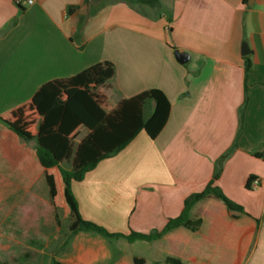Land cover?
I'll list each match as a JSON object with an SVG mask.
<instances>
[{"label": "crops", "instance_id": "0c3cea01", "mask_svg": "<svg viewBox=\"0 0 264 264\" xmlns=\"http://www.w3.org/2000/svg\"><path fill=\"white\" fill-rule=\"evenodd\" d=\"M176 50L190 59L181 63ZM101 61L115 65L98 88L108 101L158 88L171 107L155 138L141 131L72 182L82 217L111 232L160 231L229 150L215 184L243 211L208 197L190 211L201 220L194 228L135 241L80 230L66 249L27 250L25 264H264V0H0V114ZM147 105L145 117L155 102ZM87 133L80 128L75 141ZM1 143L20 161L8 162ZM33 143L0 121V165L24 176L37 168L48 191L51 173L58 190L71 160L45 168Z\"/></svg>", "mask_w": 264, "mask_h": 264}, {"label": "trees", "instance_id": "16d2710c", "mask_svg": "<svg viewBox=\"0 0 264 264\" xmlns=\"http://www.w3.org/2000/svg\"><path fill=\"white\" fill-rule=\"evenodd\" d=\"M134 1L136 0H130ZM137 1L154 3L158 0ZM114 73L113 62H98L71 77L58 78L42 84L32 98L0 114V121L15 135L25 140L37 141V158L43 167L51 168L65 160H71L72 169L62 170L64 196L73 218L69 227L70 239L78 231L86 230L109 238L124 237L129 241L153 240L176 227L194 228L200 225L201 220H193L190 211L197 202L208 197L222 200L229 212L243 211L242 206L236 204L215 184L221 172L222 162L231 152L229 150L218 159L213 179L202 191L190 194L184 200L182 212L170 218L160 231H131L128 234L111 232L104 226L82 217L72 190V182L81 181L89 170L96 167L101 160L124 149L141 131L145 130L151 138H155L165 126L170 113V101L158 88L144 90L117 104L108 101L107 96L98 91V88L109 81ZM151 101L155 102V106L150 115L145 117L147 104ZM82 127L87 129L88 133L77 143L75 137ZM1 144L8 162L13 164L20 161L22 153L7 152L5 143ZM46 179L50 196L54 200L58 194L55 177L47 173ZM141 261L144 260L134 258L136 264H141ZM53 264L64 263L54 259Z\"/></svg>", "mask_w": 264, "mask_h": 264}, {"label": "rangeland", "instance_id": "374dc122", "mask_svg": "<svg viewBox=\"0 0 264 264\" xmlns=\"http://www.w3.org/2000/svg\"><path fill=\"white\" fill-rule=\"evenodd\" d=\"M149 111L147 107L145 115ZM36 148V143L31 144L32 151ZM33 171L30 176L12 175L0 165V264H25L27 250H61L70 242L73 218L61 182L52 200L42 172L37 168ZM14 178L15 183L10 181ZM41 257L42 253L37 254ZM41 264H50L49 257Z\"/></svg>", "mask_w": 264, "mask_h": 264}, {"label": "water", "instance_id": "95a60500", "mask_svg": "<svg viewBox=\"0 0 264 264\" xmlns=\"http://www.w3.org/2000/svg\"><path fill=\"white\" fill-rule=\"evenodd\" d=\"M244 46H246V45H244ZM175 54H176L177 59L181 63H185L190 59V54L188 52H181L179 50H176Z\"/></svg>", "mask_w": 264, "mask_h": 264}, {"label": "built area", "instance_id": "2783aa9c", "mask_svg": "<svg viewBox=\"0 0 264 264\" xmlns=\"http://www.w3.org/2000/svg\"><path fill=\"white\" fill-rule=\"evenodd\" d=\"M23 2H26V3H28V4H33L34 2H35V0H16V3L18 4V5H21ZM259 180L258 179H253L252 181H251V185H252V187H257L258 185H259Z\"/></svg>", "mask_w": 264, "mask_h": 264}]
</instances>
